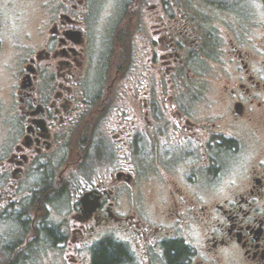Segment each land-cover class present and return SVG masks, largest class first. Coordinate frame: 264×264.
<instances>
[{"label": "flooded vegetation", "instance_id": "obj_1", "mask_svg": "<svg viewBox=\"0 0 264 264\" xmlns=\"http://www.w3.org/2000/svg\"><path fill=\"white\" fill-rule=\"evenodd\" d=\"M95 1L50 0L15 49L3 264H264V20L128 0L104 27Z\"/></svg>", "mask_w": 264, "mask_h": 264}, {"label": "rangeland", "instance_id": "obj_2", "mask_svg": "<svg viewBox=\"0 0 264 264\" xmlns=\"http://www.w3.org/2000/svg\"><path fill=\"white\" fill-rule=\"evenodd\" d=\"M128 0H96L94 6V19L99 25L107 27L116 21L118 13L123 9ZM223 5L244 14L255 20H264V9L256 0H221ZM50 0H0V36L2 45L0 48V155L5 150L9 139L5 131L4 105L5 86L11 83L10 67L14 62L16 47L25 42L26 39L37 28L40 27L47 12ZM96 14L99 16L96 17ZM98 19V20H97ZM98 28V26H97ZM99 29V28H98ZM28 36V37H27ZM15 227V226H14ZM13 225L7 224V220L0 218V264L4 263L2 246L5 243L3 237L13 233ZM40 255V254H39ZM27 256L28 264H49L48 256ZM66 264V263H65Z\"/></svg>", "mask_w": 264, "mask_h": 264}, {"label": "trees", "instance_id": "obj_3", "mask_svg": "<svg viewBox=\"0 0 264 264\" xmlns=\"http://www.w3.org/2000/svg\"><path fill=\"white\" fill-rule=\"evenodd\" d=\"M95 264H114L113 250L109 253L102 252L100 258L95 261Z\"/></svg>", "mask_w": 264, "mask_h": 264}]
</instances>
